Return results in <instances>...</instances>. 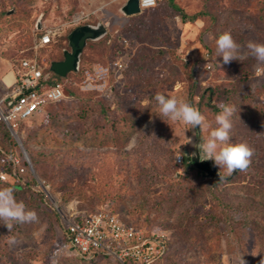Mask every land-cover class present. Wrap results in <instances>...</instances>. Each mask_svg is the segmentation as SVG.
Returning <instances> with one entry per match:
<instances>
[{
	"label": "rangeland",
	"instance_id": "obj_1",
	"mask_svg": "<svg viewBox=\"0 0 264 264\" xmlns=\"http://www.w3.org/2000/svg\"><path fill=\"white\" fill-rule=\"evenodd\" d=\"M126 1L0 0V60L15 65L61 60L75 27L105 28L64 77V98L8 131L28 183L15 197L38 220L10 231L0 222V264H122L80 258L64 240L72 213L105 207L162 239L164 254L151 264H264V64L246 47L264 43V0H174L187 14L205 11L193 22L168 0L125 15ZM45 30L51 41L39 47ZM224 32L241 45V59L229 64L216 55ZM100 66L108 74L94 84L103 86L84 88L85 71ZM157 93L197 107L210 127L166 123ZM226 104L237 107L230 143H247L254 156L232 176L216 166L225 177L216 180L190 156L197 131L202 144Z\"/></svg>",
	"mask_w": 264,
	"mask_h": 264
},
{
	"label": "built area",
	"instance_id": "obj_2",
	"mask_svg": "<svg viewBox=\"0 0 264 264\" xmlns=\"http://www.w3.org/2000/svg\"><path fill=\"white\" fill-rule=\"evenodd\" d=\"M140 9L143 7L138 0ZM51 31L45 30L40 36L37 46L45 47L51 41ZM15 84L7 93L6 99L0 101V124L14 133L18 123L43 111L49 103L64 98V87L61 82L46 85L50 77L48 63L36 57H22L15 65ZM84 88H99L103 84H94V80L105 82L108 67L100 66L93 71H85ZM8 158L19 165L16 155ZM180 157L178 161H181ZM22 172L23 169L19 168ZM6 180V174L0 170V181ZM65 228L69 234L71 246L80 254L92 256L109 255L122 264H151L163 249L156 237H146L136 227L124 222L108 208H100L86 215L72 213L66 219Z\"/></svg>",
	"mask_w": 264,
	"mask_h": 264
},
{
	"label": "clouds",
	"instance_id": "obj_3",
	"mask_svg": "<svg viewBox=\"0 0 264 264\" xmlns=\"http://www.w3.org/2000/svg\"><path fill=\"white\" fill-rule=\"evenodd\" d=\"M143 7H155L156 0H141ZM249 55L259 63L264 64V43L248 42ZM216 55L222 57L224 64L241 59V45L233 38L230 32H224L216 39ZM158 106V116L168 121L180 122L190 129L210 127L205 116L192 104L176 96H166L157 93L154 97ZM237 113L235 105H223L222 110L215 116L216 127L210 132L208 139L202 144H194L200 153L205 155L204 160H212L219 169H224L227 176L235 172H247L252 163L254 150L247 143H230L233 129V117ZM225 177L220 176V180ZM15 190L12 187L0 188V222L10 231L15 223H34L38 220L37 213L28 210L23 201H17ZM240 264H245L241 258Z\"/></svg>",
	"mask_w": 264,
	"mask_h": 264
},
{
	"label": "water",
	"instance_id": "obj_4",
	"mask_svg": "<svg viewBox=\"0 0 264 264\" xmlns=\"http://www.w3.org/2000/svg\"><path fill=\"white\" fill-rule=\"evenodd\" d=\"M140 10L138 0H127L121 8V11L125 15H133L139 13ZM37 27H41L40 23L37 24ZM104 32L105 28L101 24L97 26L80 25L75 27L67 36L70 49L63 51V58L61 60L51 61L49 69L60 77H65L68 72L76 71L79 55L86 41L96 39ZM194 144H200L198 131ZM205 158L201 155L198 147H193L190 160L194 167L200 170L203 175L220 180V176L222 175L217 167L211 163V160H204Z\"/></svg>",
	"mask_w": 264,
	"mask_h": 264
},
{
	"label": "trees",
	"instance_id": "obj_5",
	"mask_svg": "<svg viewBox=\"0 0 264 264\" xmlns=\"http://www.w3.org/2000/svg\"><path fill=\"white\" fill-rule=\"evenodd\" d=\"M168 2L170 4V6L177 11V13L180 16V18L182 20H184V21L193 22L196 19H198V18L202 17L203 15H205L204 14L205 11H198V12H194V13H191V14H187L185 11H183L182 9H180L176 5V3L174 2V0H168ZM52 61H55V60H52ZM63 81H64V77H60V76L56 75L55 73H53L52 71H50V77H49L48 81L46 82V85L48 86L51 83H55V82H61V83H63ZM54 103H57V102H54ZM49 104H53V103H49ZM49 104H47V105H49ZM46 106H44V108ZM44 108H43V110H44ZM36 115L37 114L29 117L26 120L32 119ZM26 120H24V121H26ZM21 122H23V121H21ZM196 129H198V127ZM10 143H11V139L9 137V132H8L7 128L4 125L0 124V164H2L0 170H2L6 174V180L0 181V184L6 183V184L9 185V187H12V188H14V190L18 191L22 187V185L28 184V183H25L24 181H22L21 179H19V174H20L19 165H15L8 158L9 155H16V154H14V151H13ZM190 163H192L191 160H190ZM196 170H197L198 173H202L197 168H196ZM90 213H92V212L91 211L90 212H84V213L82 212V213H79V215H83V214L86 215V214H90ZM63 236H64L65 242H67V243H69L71 245L70 237H69V234H68L66 228H64V230H63ZM157 241H158V243L160 245L163 244L162 239L157 238ZM162 252L160 254H158L156 256V258H160L164 254ZM76 254L80 258H83V259H91V256H86L84 254H80V253H77V252H76ZM97 256H101V255H99L97 253H95L94 256L92 255V257H97Z\"/></svg>",
	"mask_w": 264,
	"mask_h": 264
},
{
	"label": "crops",
	"instance_id": "obj_6",
	"mask_svg": "<svg viewBox=\"0 0 264 264\" xmlns=\"http://www.w3.org/2000/svg\"><path fill=\"white\" fill-rule=\"evenodd\" d=\"M2 60V58H1ZM0 65L4 67L0 68V101L6 99L7 93L12 89L15 84V65L8 61H1ZM4 60V59H3Z\"/></svg>",
	"mask_w": 264,
	"mask_h": 264
}]
</instances>
